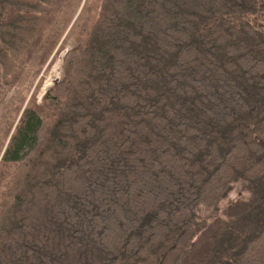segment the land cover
I'll list each match as a JSON object with an SVG mask.
<instances>
[{"label":"trees","instance_id":"1","mask_svg":"<svg viewBox=\"0 0 264 264\" xmlns=\"http://www.w3.org/2000/svg\"><path fill=\"white\" fill-rule=\"evenodd\" d=\"M0 264H264V0H0Z\"/></svg>","mask_w":264,"mask_h":264},{"label":"rangeland","instance_id":"2","mask_svg":"<svg viewBox=\"0 0 264 264\" xmlns=\"http://www.w3.org/2000/svg\"><path fill=\"white\" fill-rule=\"evenodd\" d=\"M73 45V42L69 40L65 45H62V49L56 59L46 70L40 75L41 79H38L34 84L33 88L30 91V95L35 92V88L37 87L38 83L41 81V85L36 94V100L40 104L45 92L54 84L55 81L59 80L62 73V58L64 54L69 50ZM16 123V122H15ZM239 196L237 195V190H234L230 196L229 200L235 201Z\"/></svg>","mask_w":264,"mask_h":264}]
</instances>
